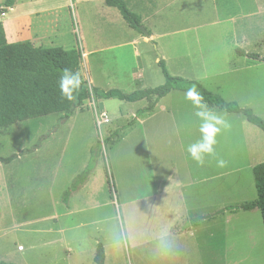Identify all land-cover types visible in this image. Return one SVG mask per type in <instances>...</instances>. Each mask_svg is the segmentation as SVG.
<instances>
[{"label": "rangeland", "instance_id": "obj_1", "mask_svg": "<svg viewBox=\"0 0 264 264\" xmlns=\"http://www.w3.org/2000/svg\"><path fill=\"white\" fill-rule=\"evenodd\" d=\"M7 1L0 0V20H3V12L6 13L5 19L12 20L13 30L27 21L19 18L37 11L40 13L38 18L31 20L45 25L44 29L53 35V47L76 49L80 56L82 52L94 51L85 58L93 85L86 76L83 62L79 71L88 87L104 91L124 87V93L130 94L142 90L140 87L143 86L154 89L163 85V75L156 65L146 71L145 84L129 82V75L137 69L132 50L122 47L127 43L130 29L118 12L107 9L104 3L100 4L98 0H11L16 4L9 11ZM169 10L163 27L166 29H191L214 23L208 28L226 33L233 31L238 40L240 35L246 34L248 43L244 51L258 59L246 57L241 70L223 72L231 77L226 80L227 91L215 94L214 86L220 83L210 79L202 81L201 85L226 102L235 101L240 108L250 110L264 121V0H217L216 4L207 0H184ZM240 13L247 16L239 19ZM231 16L235 25L228 23ZM186 37L179 52L183 67L184 64L188 67L171 64L167 68L171 76L175 73H187V77L201 75L198 71H201L199 63L203 52L198 53L192 34ZM225 43L228 46L229 39ZM153 49L152 53L159 61V51ZM208 50L204 52V58L211 63L209 72L213 74L217 69H226L225 64L214 65L216 62L212 61L213 57H208ZM228 55L224 53L225 60ZM215 59L224 61L221 54ZM182 98L190 100L187 94ZM153 99L136 103L116 100L118 103L112 106L108 103L104 110L98 98L90 94L68 124L61 125L62 114H58L19 122L0 130V158L16 156L8 164L0 163V264H93L97 243H101L107 252L105 264H264V227L260 212L237 209L257 199L250 168L264 163V153L252 157L251 145L246 144L245 150L233 137L227 140L222 136L215 138L214 159L198 165L201 172L216 176L207 183L210 185L202 186L207 188L205 193L215 191L214 226L211 222L209 229L199 226L195 237L184 243L156 239L137 246L135 240L138 242L144 228L149 239L161 235L158 225L155 232L149 228L151 224L161 222V212L150 202L135 200L137 196L132 191L136 179L140 187H144L146 176L144 164L147 166V161L141 131L127 134L123 141L120 136L143 117L144 114L137 116L136 112L150 106ZM191 102L173 99L171 103L189 110L194 106ZM102 109L107 112L109 122L97 127L95 118L102 114ZM248 124L264 136L258 127ZM252 134L248 132L249 136ZM43 136L46 137L41 139ZM261 140L264 143V139ZM39 141L35 151L26 153ZM229 144L236 157L225 162L223 151L228 150ZM249 153L252 158L246 156ZM221 160L223 166L219 163ZM226 171L231 172L219 179L221 176L218 175ZM91 173L95 176L94 184L83 191L93 196L98 207L94 211H83L89 204L81 199L86 195L81 193L75 198L74 194L80 191ZM202 176L204 174H200ZM75 184L77 187L72 188ZM221 206L227 207L226 214ZM70 208L73 215L65 218ZM229 215H232L230 219L226 218ZM192 221L201 220L193 218ZM65 228L68 233H64ZM72 239L76 251L68 257L65 251ZM197 242L200 244L199 255L192 246ZM18 247L24 251L18 252ZM224 248L230 249V253L223 260L220 256L223 257ZM211 253L217 255L215 260L211 259Z\"/></svg>", "mask_w": 264, "mask_h": 264}, {"label": "crops", "instance_id": "obj_2", "mask_svg": "<svg viewBox=\"0 0 264 264\" xmlns=\"http://www.w3.org/2000/svg\"><path fill=\"white\" fill-rule=\"evenodd\" d=\"M98 1L100 2V4H105V0ZM123 1L126 3L127 8L132 13L139 16L141 27H143L149 35V37L146 38L142 32L139 33L126 24L130 30L128 31L127 35V43L122 47L123 49H131L133 57L137 60H135L134 64V66H137V69L133 70L129 75L130 83L137 84L138 82H143V84H145L144 77H146V71L149 69V67L151 68L153 65H156L158 67L157 64L159 61L158 58L155 57L152 53V50H154L153 48L159 51L160 60H163L165 62L166 69L171 66V64L176 65L180 68L183 67V64L181 63L183 59L181 57L182 55H180L179 47L182 41H186L185 39L187 38V34H192V40L197 47L198 53L200 54V52H203V54H200L201 60L199 63L201 71H198L201 75L196 77H187V73L183 75L181 73L174 72L175 74L173 77L180 76V78L183 77V79L185 78L187 80L189 79V81H196L200 84L202 81H207L210 79L212 82L220 83V85L214 86L216 90L214 91L215 94L221 93L222 90L227 91V88H225L226 80L231 77H229L230 75L228 74H223V72H236L235 70H241V68L243 67L242 65L245 62L246 57L238 56L236 52L237 50H240L247 54V52L244 51L248 43L246 34L243 36L240 35V38L238 40L235 38L233 31L226 33L224 31L219 32L214 29L208 28L211 24L213 25L214 23H210L208 25H200L191 29L163 28L169 15V9L178 6L184 0ZM207 1L215 4L217 2V0ZM233 1L238 2L242 0ZM15 4L16 2L13 3L11 7H8L9 11L13 10ZM105 7H107V9L117 11L115 8L108 7L106 4ZM215 10L217 11L218 7H216ZM39 15L40 13L35 11L34 13H29L28 16H22V18H19L18 20L26 19L27 21L23 22L16 30H13L10 25L12 20L5 19L6 13L3 12V20H0V23L3 26L7 43L12 44L21 41H28L37 48H54L53 43L51 42L53 35L49 34V31H46L44 29L45 25L39 23V21L33 23L34 20H31L38 18ZM239 16V19H242V17H246L247 15L246 13H240ZM227 20L229 24H236V21L232 16ZM53 23L54 22H52V24ZM227 39H229V43H227L228 46L225 45ZM207 48L210 52L208 54V57H213L214 59H212V61L216 62L214 65L225 64L226 69H217L213 72V74L209 72L211 63H207L206 59L204 58V52L207 51ZM103 53L105 52H100V54ZM224 53L229 54L228 58H226L227 60H225ZM92 54H94V51H89L86 53L82 52V55L80 56V68L83 62L85 64L86 76L89 78L91 85H93V79H91L89 75V67L85 58H88ZM220 54L224 61L215 59V57ZM152 55L154 56L153 58L156 59V61H153ZM218 61L219 63H217ZM187 67L188 65L184 64L183 68ZM168 70L169 69H167V71ZM198 72H196L195 74H198ZM121 88L117 89L124 93V87ZM140 88L142 90L143 88L147 89L144 86ZM185 94L187 93L177 90L171 91L167 96L156 102L153 110L150 113H145L142 118L137 119L134 126L129 129L127 133H124L120 136V138L122 137V140L127 134H131V132L139 130L141 131L140 134L144 145V158H146L147 161V166L146 164H144V172L146 176L145 178H143L144 187H140L138 179H136L134 185L132 186V191L134 195L137 196V198L134 197L135 200L150 202L155 206V208L156 206H158L161 212V222H158V224L155 222L149 226V228H151V230L155 232L154 228L158 225L161 228V235L149 239L148 236L144 234L146 232V229L144 228L142 233L139 235L138 242L137 239L135 240V243H138L137 246L145 243L148 244V242L151 243L156 239H168V241L176 242L183 241L184 243L185 241H189V239H193L195 237L199 226H203L202 228L204 229L211 228L210 222L212 223V221L215 220L214 212L216 211V206L214 205L215 191L213 189L211 194L209 192L205 193L207 191V188H204L202 186L210 185L207 183L210 180H215L216 176H211L209 172H201L198 166L199 163L192 159L187 151L188 147L198 146L200 143H202L204 136L201 133L200 128L203 124L215 123L214 118H219L222 123L216 124V127L219 128L220 133L216 134L215 138L222 136V139L227 140L230 138L232 139L233 137L235 139V143H239L240 146H243L245 150L246 148H248H245L246 144H250L251 149H249V151L252 152V157H257L258 155L264 153V143L261 140L264 139V136H262V134L254 127H250L242 114L228 113L226 111H221L217 108L201 104L200 102V104H194L191 102V100H184V98H182ZM170 97L173 98L170 99ZM173 99H182V101H189L194 106H192V108L189 110H185L184 106H179L178 103H171ZM116 100L117 99L114 98L108 100L98 99L100 105L103 106L104 110H106V107H108V103L111 106L115 105V103H118L116 102ZM143 101L147 102V100ZM104 110L101 113L106 115L107 112ZM75 111L71 117L76 115ZM69 120L70 119L66 121L67 124ZM248 132H252L253 134L249 136ZM120 138H118L117 141H119ZM223 144L225 146L226 143ZM212 148V153L203 154L204 164H206V161L214 159L216 143L212 145ZM246 156H250V153ZM235 157L236 155L235 153H233V150H231V145L229 144L228 150L223 151V159L225 160V162H231L233 159H235ZM253 168L254 165L250 169L253 170ZM230 172L231 171H226L221 175H218L221 176L219 177V179L224 178V175L227 176V174H229ZM93 174L94 173H91L88 176L85 184L79 189L80 191L74 194L75 198H77L81 193L82 195H86L83 196V198L81 197V199H85V202H89V204L84 209H82L83 211H94L96 210L95 207H98V204L94 201L93 196L89 194V192L86 193V191H83V189H88L91 185L94 184L93 182L95 180V176ZM200 174H204V176L200 177ZM201 187L204 188V193H202L203 190H201ZM220 208L224 211L225 214L226 212H228L227 207L221 206ZM200 211L204 213L198 214V212ZM72 213V208L68 209L67 216L65 218H67L68 215L69 217H72ZM231 216L229 215L226 218L230 219ZM164 218H166L165 221L163 220ZM193 218L200 219L201 221L193 222ZM203 224L207 225L204 226ZM98 225L99 224H96V226ZM212 226H214L213 223ZM67 230L65 228L64 233H66ZM74 244L75 240L72 239L68 241V250L65 251L66 256L70 257L71 254L76 251V249L73 247ZM99 244L102 245L101 243H97L96 248ZM199 245L200 244L198 242L192 245L194 248H196L197 255H199L200 252L198 250L200 248ZM192 246L189 247L192 248ZM103 250L104 257L105 254L107 257V252L104 247ZM17 251L23 252L24 248L18 247ZM224 252L225 253H223V257L220 256V259H225V255L227 256V254L230 253V249H225ZM216 258L217 255L214 256V253H211V259L215 260ZM93 264H95L94 257ZM224 264L229 263L224 262Z\"/></svg>", "mask_w": 264, "mask_h": 264}, {"label": "trees", "instance_id": "obj_3", "mask_svg": "<svg viewBox=\"0 0 264 264\" xmlns=\"http://www.w3.org/2000/svg\"><path fill=\"white\" fill-rule=\"evenodd\" d=\"M5 4L11 7L13 1L9 0ZM105 4L108 7L115 8L130 28L141 33L139 30L141 26L139 16L132 13L123 0H105ZM236 53L238 56L249 57L253 60L258 59L256 55H247L240 50H237ZM262 62H264V58ZM157 65L164 78L163 85L159 87L125 94L116 89L102 91L90 88L81 78L82 83L79 89L75 91L74 99L69 101L61 95L59 81L63 70L66 68L72 72H79V52L64 50L59 47L37 48L28 41L8 44L3 26L0 23V130L7 129L19 122L58 114H62L59 119V123L62 124L70 119L74 111L85 100L89 99L90 94L102 100L114 98L127 103H136L154 98V102L150 106L136 112L137 116H141L150 113L156 102L167 96L171 91L177 90L187 93L189 89L194 88L200 96L199 102L201 104L228 113L242 114L248 123L258 127L264 133V121L254 116L250 110L240 108L234 102H226L221 97L206 90L196 81L169 75L163 60H159ZM45 137L43 136L41 139ZM40 141L26 153L35 151ZM15 158L16 156L7 159L0 158V163L8 164ZM252 174L257 199L254 202L244 203L238 206L237 209L244 211L259 210L264 227V163L255 166ZM73 187H77V184ZM104 259V250L102 245L99 244L95 251L94 263L104 264Z\"/></svg>", "mask_w": 264, "mask_h": 264}, {"label": "clouds", "instance_id": "obj_4", "mask_svg": "<svg viewBox=\"0 0 264 264\" xmlns=\"http://www.w3.org/2000/svg\"><path fill=\"white\" fill-rule=\"evenodd\" d=\"M81 76L79 72H72L70 69H64L63 74L60 77L59 87L61 95L67 100L71 101L74 99V93L79 89L81 85ZM187 98L199 103L200 96L197 94L194 88L187 91ZM215 123L203 124L200 128L201 133L204 136V142L200 143L198 146H190L187 151L197 163L203 164L204 158L203 154L212 153V145L215 144V136L219 132V128L216 124L222 123L219 118H214ZM223 166L224 161L219 162Z\"/></svg>", "mask_w": 264, "mask_h": 264}, {"label": "built area", "instance_id": "obj_5", "mask_svg": "<svg viewBox=\"0 0 264 264\" xmlns=\"http://www.w3.org/2000/svg\"><path fill=\"white\" fill-rule=\"evenodd\" d=\"M108 122H109L108 117L105 114H101L100 116H97L96 118L97 127H100L101 125L106 124Z\"/></svg>", "mask_w": 264, "mask_h": 264}, {"label": "water", "instance_id": "obj_6", "mask_svg": "<svg viewBox=\"0 0 264 264\" xmlns=\"http://www.w3.org/2000/svg\"><path fill=\"white\" fill-rule=\"evenodd\" d=\"M139 30L144 34V36L146 37V38H148L149 37V35H148V33L146 32V30L143 28V27H139ZM158 57L160 58V55L158 54Z\"/></svg>", "mask_w": 264, "mask_h": 264}]
</instances>
